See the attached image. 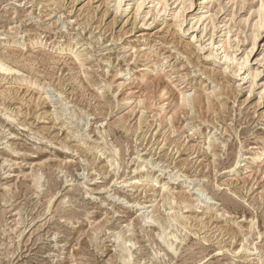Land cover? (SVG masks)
<instances>
[{
	"label": "rangeland",
	"instance_id": "374dc122",
	"mask_svg": "<svg viewBox=\"0 0 264 264\" xmlns=\"http://www.w3.org/2000/svg\"><path fill=\"white\" fill-rule=\"evenodd\" d=\"M260 7L0 0V264H264Z\"/></svg>",
	"mask_w": 264,
	"mask_h": 264
},
{
	"label": "bare ground",
	"instance_id": "6f19581e",
	"mask_svg": "<svg viewBox=\"0 0 264 264\" xmlns=\"http://www.w3.org/2000/svg\"><path fill=\"white\" fill-rule=\"evenodd\" d=\"M261 1V7H260V10L262 11V12H264V0H260ZM258 23V22H257ZM260 24V23H259ZM258 24V25H259ZM8 55V54H7ZM12 57V56H11ZM10 71V68H8L7 66H6V64L5 63H2V62H0V72L1 73H6V72H9ZM255 77V76H254ZM210 94H211V92H210ZM210 94H207V97L206 98H204L203 96H198L197 98H195V99H193L192 101H191V103L193 104V105H198V106H202V103H203V101H205L206 103H207V106L208 105H210V104H212V101L211 100H209V98H208V95H209V97H211L210 96ZM181 99H182V102L184 103V101H185V99H187L186 98V94H181ZM216 99V98H215ZM217 100H218V98H217ZM187 101V100H186ZM190 106V105H189ZM216 109V108H215ZM7 116V115H6ZM260 156V155H259ZM182 206V205H181ZM155 218V217H154ZM150 219H152V218H150ZM171 219V218H170ZM157 221V220H156ZM175 221V220H174ZM159 233V232H158ZM160 233H161V231H160ZM162 235V234H161ZM174 236V235H173ZM159 238V237H158ZM158 240H161V242H162V244H166V247L167 248H169L168 250L170 251V249L172 248V246H173V243L172 242H170L169 243V241H167V240H165L164 238H162L161 236H160V239H158ZM128 242H131V241H128ZM128 244V243H127ZM123 245L125 246V242L123 243ZM132 245V244H131ZM168 251V252H169ZM131 253V252H130ZM161 253H162V251H161ZM168 254V253H167ZM153 259V258H152ZM158 260V259H157ZM127 261V260H126ZM126 261H124L123 262V264H127L128 262H126ZM155 261V260H154ZM122 262V261H121ZM149 262H151V261H149ZM155 263H156V261H155ZM148 264H150V263H148Z\"/></svg>",
	"mask_w": 264,
	"mask_h": 264
}]
</instances>
